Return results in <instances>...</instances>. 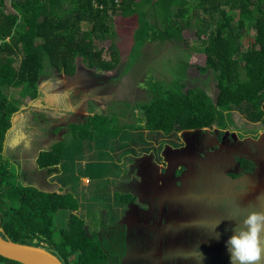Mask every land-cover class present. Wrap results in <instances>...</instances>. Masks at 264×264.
<instances>
[{"label": "trees", "instance_id": "16d2710c", "mask_svg": "<svg viewBox=\"0 0 264 264\" xmlns=\"http://www.w3.org/2000/svg\"><path fill=\"white\" fill-rule=\"evenodd\" d=\"M132 17L135 27L131 40L138 46L155 36L181 40L184 30L193 29L205 57L198 70L211 72L216 88L214 100L199 87L176 84L151 88L148 101L134 106L140 114L134 135V145L139 150L150 151L154 147L147 140L154 143L159 138L164 140L163 144L176 146L172 140L181 131L214 126L225 129L232 124V113L245 122L264 126V0H0L3 239L40 247L62 264H108L99 237L86 233L89 208H85L86 214H77L80 206L77 195L72 191L61 192V186L60 192H43L23 184L14 167L3 158L6 130L17 105H22V101L12 104L3 90L16 91L34 100L45 68L72 77L78 60L88 70L110 73L120 61L118 49L110 44L105 50L108 58H104V50L97 48L96 42L116 33V20ZM155 23L163 29L158 30ZM109 119L108 115L94 114L83 123L70 125L69 140L88 136L86 130L94 127L100 135L98 126H105ZM63 142L39 156L42 167H50L45 170L49 175L64 176L70 166V160L63 162L67 149ZM116 199L125 203L128 196L118 195ZM63 211L67 218L59 214ZM61 220L64 226L58 228ZM0 264L20 263L0 257Z\"/></svg>", "mask_w": 264, "mask_h": 264}, {"label": "rangeland", "instance_id": "374dc122", "mask_svg": "<svg viewBox=\"0 0 264 264\" xmlns=\"http://www.w3.org/2000/svg\"><path fill=\"white\" fill-rule=\"evenodd\" d=\"M151 21L153 20L151 19ZM115 23L118 26L116 33L112 37H107L103 42H96V47L104 50V58H108L105 50L110 44H113L118 49L120 61L117 67L110 73L100 74L94 70H88L78 60L76 62L77 70L74 77H66L45 68L38 82V97L34 100L29 99L28 96L23 97L19 93L17 94L16 91L9 93L8 89L3 90L6 98L10 99L12 104L22 101V105H17L18 108H26L24 113H20L18 127L31 125L29 123L31 116L27 111L34 112V115L42 114L44 125L46 122L48 124L53 122V125H58L60 128L58 138L64 141V149L67 148L63 162L66 164L67 160H70L71 169L68 171V176L72 175L70 181L64 177L66 173H64V176L57 177V179L56 177L32 176L30 161L24 162L21 165V173L24 180L45 190H56L57 186L54 184L51 186L52 183H50L51 180L56 179V183L59 185V192L61 191L60 186L62 188L61 192H66L73 191L74 189L70 190V188L75 185L73 188L76 189L82 204L77 214L84 215L86 214L85 208L87 205L89 208L86 215L89 217V220L85 221V225L88 226L87 235L91 236L94 234L98 236L101 245L105 247L108 244L114 243L113 249L115 251L109 255L110 264H116V262L111 263V261L119 260L120 254L123 252L124 243L118 242L122 240V236H116V233L121 230L125 232L123 241H129L133 246L137 245L138 247L134 249L140 253L149 252L155 244L165 243L168 238L173 244V239L168 237L169 228H171L168 224L163 225V227L159 226V230L156 231L155 224L149 223L152 217L157 216L156 212L158 210L162 211L161 204L158 203L161 200L156 197L157 194L154 196L157 199V202L153 205L154 209L149 210L145 215H140L142 218L138 216L139 212L134 210V204H132L133 213L128 211L131 207L127 208L125 206V209H127L123 218L124 224L119 225L117 221L118 216H120L117 213L122 214L121 210H123L124 206L119 202H115L118 196L115 190L120 193L134 192V185L127 183V181L130 174L135 171L137 165L131 164L132 167H128L127 163L131 162L132 152L128 150V146H122V144L130 142L133 135L132 131H127V129L132 130L131 126L137 124L140 119V114L134 109V106L148 101L150 90L154 86L166 88L169 85L182 84L184 88L199 87L203 89L212 100L215 99L216 95L213 74L211 72L201 73L198 70V67L204 64L205 57L202 54L199 40L193 29L184 30L181 34V40H162L159 36H155L154 39H147L141 46H138L134 43V40L133 42L131 40V32L134 33L135 27L134 17L122 21L116 20ZM155 24L158 30L163 29L162 25ZM82 80L87 83L84 85V92H86L85 90H89L90 92H88V95L82 97L83 100L79 101L77 107H74L76 105L72 99L74 94L76 96L83 94L82 90L74 87V81L82 82ZM91 84H95L96 86ZM41 101H43L42 107L40 106ZM68 105H70V109H73V107L77 109V113L69 112ZM111 112H114V115L120 116V118L118 119L113 114H110ZM87 114L108 115L110 119L105 126L104 124L101 127L98 126L100 135L96 134L94 127L86 130L88 136L82 139L69 140L70 135L66 133V130L63 133L65 125L68 122L83 123ZM116 119L118 120V124L116 123ZM231 120L232 125L228 130L232 132H225L223 134L222 143L233 140L231 144H235L238 140L236 137V133L238 132L240 138L244 139V136L252 138V135L260 128L259 125L252 126L244 122L236 113H232ZM212 130V136L215 139L219 131L215 128ZM206 131L205 129L195 130L181 134L178 138L184 141V147L173 148L166 145L164 151L167 158L164 157L163 160L174 165L179 163L178 160H182L186 155L191 158L190 154L196 153V146L200 149L197 151L198 155H201L205 150L213 148L215 144L206 135ZM120 136H122L123 141L119 139ZM162 142L164 140L159 138L158 142H154L153 144L155 147L158 145L161 147L163 145ZM260 144L262 145V143ZM46 146L47 144L44 143L40 147L44 148ZM157 153H159L158 150ZM29 156L30 158L32 157V155ZM153 160L155 163H159L156 157ZM87 162L101 165L106 171V177L101 181L99 179L93 181L89 177V180H91L90 184L84 179H79L76 183L78 176H87L88 178L90 172L93 171L90 169L85 171ZM66 181L67 183L63 185ZM101 184L104 187L109 186V189L100 194H93L92 191L89 192L91 185ZM199 190L207 194L203 186H200ZM209 195L216 205L220 204V199L214 196L212 191H209ZM91 196L97 199L93 200ZM140 200L143 201V198H140ZM226 204L228 205L227 201ZM93 205L100 208H92ZM221 212L223 211H219V213ZM59 214L67 218L65 211ZM217 218L227 221L229 219L225 213L217 216ZM166 219L168 220L167 217ZM172 219L174 218L172 217ZM160 224L162 225V223ZM170 224L172 226L173 221ZM62 226H64V222L61 220L58 222L57 227L60 228ZM130 234H132L131 238ZM171 234L172 232H170ZM108 239L111 242L106 243L105 241Z\"/></svg>", "mask_w": 264, "mask_h": 264}, {"label": "crops", "instance_id": "0c3cea01", "mask_svg": "<svg viewBox=\"0 0 264 264\" xmlns=\"http://www.w3.org/2000/svg\"><path fill=\"white\" fill-rule=\"evenodd\" d=\"M114 116L118 119L120 118V116ZM116 123L118 124L117 119ZM248 124L252 126L259 125L260 128H258L255 134L252 135V138L255 139L254 141L258 140L259 143L264 144V126L260 123ZM131 128L132 130L127 129V131H132L133 135L131 136V141L122 144V146H128V150L132 152L131 162L127 163L128 167H130L131 164L133 165L135 161H144L146 169L144 170L142 167H137V169L128 177L129 180L127 183L134 185V194L128 192L120 193L115 190L118 195L128 196V201L125 203L121 202L124 206L123 210H121L122 214L117 213L120 215L117 218L118 224H124V214L126 213V209L131 207L132 204H134V210L139 212L138 216L145 215L149 210L154 209L153 205L157 202V199L154 196L157 194L156 197L161 200L160 202L158 201V203L161 204L162 211L158 210L156 212L157 216L152 217L149 223L155 224L156 231L159 230V226L163 227V225L168 224L169 227H171L169 228L168 237L173 239V244L168 238L165 243L162 242V244H155L149 252L140 253L134 249L135 247H138L137 245L133 246L129 241H123L125 232L124 230H121L116 233V236H122V240L118 242L124 243L123 253L126 252L121 258V264H131L133 261L134 264H230L226 248L220 246V244L225 243L227 238L231 235V232L228 231L229 226L226 227L225 224H220V220L217 218V213H219L218 207L222 208L227 204L226 202H223V205L219 204L217 207L216 203L209 196V192L204 194L199 190V187L203 186L204 189L209 187L210 191V181L204 178L205 171L212 170V164L209 162H212L216 157L223 155V152L216 151V149L212 148L208 153L202 154L203 156L198 155L200 159L195 164H192L191 161L188 163L183 162L186 166H181L182 163H176L180 165L177 167L175 164L173 165L166 162V166L162 167L155 163L147 152H143L141 149L139 150L134 145V135L137 133V130L135 129L136 124L132 125ZM144 132L145 131H143V135L145 137L146 132ZM119 139L123 141L122 136H120ZM163 145V147L161 146L162 149L158 146L153 149L154 153H156L157 150H161L162 159L166 157V152L164 151L166 144ZM134 148H136V150H134ZM141 152H143L144 155H142ZM178 161L180 162L181 159ZM86 164L85 171L88 169L93 171L90 172L88 178L87 176H78L76 183L79 179H84L90 184L91 180H89V177L93 181L98 179L101 181L106 177V171L101 165L92 164L91 162H87ZM176 167L178 168V171ZM70 169L71 167L68 165L66 170L67 179H70L72 176H68V171ZM73 187L71 190H75V192L74 190L72 192H74V195H77L80 208L82 204L76 189ZM100 188L102 189V192H104L109 189V186L104 187L102 184L91 185L89 192L92 191L93 194H96ZM131 195L134 196V200L129 198ZM91 198L93 200L95 199L94 196H91ZM140 198H143V201H141ZM115 202H118L117 199H115ZM260 203H258L257 206H254L257 210H261ZM125 206L127 207L126 209ZM86 207H88V205ZM96 208L100 207L97 206ZM132 209L133 207L128 211L132 212ZM261 211H264V205L262 206ZM140 217L142 218V216ZM172 217L174 219H172ZM171 221H173L172 226L170 224ZM225 221L227 222V220ZM158 223H162V225H159ZM170 232H172L171 235ZM215 232L220 233L219 240L212 237L215 235ZM132 234H130V238ZM262 241H264V238H262ZM105 242L109 243L111 240L108 239ZM216 243L217 245L215 246ZM113 246L114 243L108 244L105 247L106 254H111V252L115 251ZM111 262L113 263L115 261L112 260ZM259 263L264 264V260H261Z\"/></svg>", "mask_w": 264, "mask_h": 264}, {"label": "flooded vegetation", "instance_id": "af4514ba", "mask_svg": "<svg viewBox=\"0 0 264 264\" xmlns=\"http://www.w3.org/2000/svg\"><path fill=\"white\" fill-rule=\"evenodd\" d=\"M100 74H106V73H100ZM74 83H75L74 87L82 90L83 93V94H79V96H76V94H74V97L72 98L74 100L73 103L76 104L75 106L74 105L73 106L77 107L79 101L83 100L82 97L88 95V92L90 91L85 90L86 92H84L85 89L84 85L87 84L84 80H82V82L74 81ZM91 85L96 86L95 84H91ZM40 106L41 107L43 106V101H41ZM68 107H69L68 109L69 112L77 113V109H75L74 107L73 109H70V105H68ZM25 109L26 108H18V110L14 112L11 117L10 126L6 130L4 136V146H3L2 156L8 161V163L12 167H14L15 174H17L18 180L23 184L33 185L37 189L43 192H59V185L56 183L58 174L57 173H53L50 175L47 174L45 170L50 169V167L48 166L42 167V164L41 162L40 163L38 162V159L39 156L43 154V152H49L52 149L53 145H56L57 143L62 141L61 139L58 138L60 128L58 127L57 124L53 125V122H51L50 124L46 122L44 125L42 114L34 115V112L32 111H27V113L31 116V120L29 121L31 125L28 126L23 125L21 128L18 127V123L20 121L19 119L20 113L21 112L24 113ZM110 114L114 115V112H111ZM93 115L94 114H87L85 119ZM75 124H80V123L68 122L65 125V128L63 129V133L65 130L66 133H68L69 126ZM231 125L227 124V127L225 129H219L216 126L211 128H204L205 130H207L206 135L210 139H212V141L214 142L213 144H215L213 148L216 149V151L223 152V155H220L216 157V159H214L212 162H209L210 164H212V170L205 171L204 178L210 181V186H211L210 191L214 193V196H217L220 199V205H223V202L225 203L226 201L228 203V205L225 204L226 206L222 208H219L217 205L219 211H223L221 213H217V215L220 216L223 213L228 215L229 219L227 222L225 220L219 219L220 220L219 223L225 224L226 227L229 226V229L233 226V221L230 220L231 217L240 215L242 211L247 210L251 205L257 206L258 203L261 202L260 203L261 210H262V206L264 205V144L262 143L261 145L257 140L254 141L255 140L254 138H250L246 136H244L245 137L244 139L240 138L238 135L239 132L236 133V137L238 138V140L237 142H235V144H231L233 143V140H229L227 143H222L221 140L223 139V134L225 132L228 133L232 132L228 130V128ZM214 128L219 131L215 139H213L212 136L213 134L212 129ZM204 129H200V130H204ZM185 132L188 131H181L180 133H178L177 138L175 139L176 141L173 140L174 141L173 143L176 144V146L167 143L165 144L173 148H183L185 145L184 141H182L178 137H180V135L184 134ZM246 138H250V139H246ZM147 142H150L151 146L155 147L153 141L147 140ZM44 143L47 144V146L41 148L40 146H42V144ZM162 147L160 149H162ZM153 149L155 148H152L150 151L147 152V154L149 156L152 154L151 155L152 159L156 157V159L159 162L157 163L158 165H161L162 167L166 166V161H164L161 156V152H160L161 150L158 151L159 153L157 152L154 153ZM199 150L200 149L197 148L196 146V153L190 154L192 156L191 158L187 155L184 156V158L179 162V164L182 163L181 166H186L184 164L186 162L188 163V161H191L192 164L198 162L200 157H198L197 151ZM210 150H212V148ZM210 150H205V152L201 153V155L204 153H208V151ZM141 154L144 155L143 152H141ZM29 155H32V157L30 158ZM27 161H30V164L32 166V170H31L32 176H37V177L46 176L47 178L56 177V179L50 181V183H52L51 186H53V184L57 186L56 190L53 189L45 190L31 182L25 181L21 173V165L22 163ZM134 164L137 165L136 169L137 167H142L144 170L146 169V167L144 166L145 164L144 161H135ZM175 166L178 167L180 165L175 164ZM54 167L55 165L52 166V169ZM177 167L176 169L178 171ZM205 191L208 193L209 187H207ZM101 192L102 189L100 188L98 190V193L96 194H100ZM129 198L134 200V196L132 195L129 196ZM216 245L217 243L215 244V246ZM220 246L225 247V243L220 244ZM125 253L126 252L124 253L122 252L120 254V259L115 261L116 264H121V258L124 256ZM109 255L110 254H106L108 259L107 263H110ZM131 264H134V261Z\"/></svg>", "mask_w": 264, "mask_h": 264}, {"label": "clouds", "instance_id": "9594fccd", "mask_svg": "<svg viewBox=\"0 0 264 264\" xmlns=\"http://www.w3.org/2000/svg\"><path fill=\"white\" fill-rule=\"evenodd\" d=\"M230 220L231 235L225 241L230 264H259L264 260V211L251 206ZM212 237L219 240L220 233Z\"/></svg>", "mask_w": 264, "mask_h": 264}, {"label": "water", "instance_id": "95a60500", "mask_svg": "<svg viewBox=\"0 0 264 264\" xmlns=\"http://www.w3.org/2000/svg\"><path fill=\"white\" fill-rule=\"evenodd\" d=\"M0 257L20 264H62L56 256L40 247L14 243L1 236Z\"/></svg>", "mask_w": 264, "mask_h": 264}]
</instances>
